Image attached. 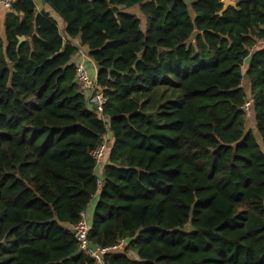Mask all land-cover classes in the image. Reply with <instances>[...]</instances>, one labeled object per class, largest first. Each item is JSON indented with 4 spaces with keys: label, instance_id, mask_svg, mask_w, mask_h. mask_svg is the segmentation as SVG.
<instances>
[{
    "label": "trees",
    "instance_id": "1",
    "mask_svg": "<svg viewBox=\"0 0 264 264\" xmlns=\"http://www.w3.org/2000/svg\"><path fill=\"white\" fill-rule=\"evenodd\" d=\"M232 1L42 0L61 32L34 0H11L0 264H93L72 227L94 197L89 244L124 242L103 264H264V46L250 49L264 0ZM82 50L96 68L89 91L75 78Z\"/></svg>",
    "mask_w": 264,
    "mask_h": 264
},
{
    "label": "built area",
    "instance_id": "2",
    "mask_svg": "<svg viewBox=\"0 0 264 264\" xmlns=\"http://www.w3.org/2000/svg\"><path fill=\"white\" fill-rule=\"evenodd\" d=\"M10 2L11 0H0V5L8 8ZM257 45L264 46V36L261 37L259 40H256L252 44L250 49L252 50ZM80 54L82 56L83 55L85 56V54L82 51L80 52ZM75 78L79 87L84 91H89L92 88H97L95 77L92 78L87 73L82 62H78L76 64ZM89 101L90 103L93 104L96 113L100 114L103 111V107L106 100L102 90H97L93 95H91ZM251 104H252L251 98H247L243 103L242 108L245 114L247 115L250 113ZM105 149H106V141L101 142L95 149H93L92 156L96 159V161H100L103 158ZM88 229L89 226H88V219L86 218V213L85 211H81L80 218L73 225L72 231L77 241V246L79 250H81L83 253L88 255L92 259L93 264H103L102 256L105 253L110 251H118L124 245L123 241H119L111 246H99V245L91 246L87 238Z\"/></svg>",
    "mask_w": 264,
    "mask_h": 264
},
{
    "label": "crops",
    "instance_id": "3",
    "mask_svg": "<svg viewBox=\"0 0 264 264\" xmlns=\"http://www.w3.org/2000/svg\"><path fill=\"white\" fill-rule=\"evenodd\" d=\"M35 5L37 10H45L47 12H49L54 19L56 20V23L58 25L59 30L62 32L63 28H64V23L62 22V20L60 19V17L46 4L43 3L42 0H34ZM7 12V8L0 5V35L3 34V19H4V15ZM71 41L73 43H77V38L71 39ZM82 52L84 53V51L82 50ZM85 54V53H84ZM78 62H82V64L84 65L87 73L94 78L95 77V72H96V68L94 63L92 62V60L85 54V56L81 55L77 58ZM249 60V57L245 58V63H247ZM248 86V82L244 81V88ZM249 90V87H248ZM96 197H94L92 199V204L88 206V208L86 209L85 213H86V218L89 219L90 214L92 212V208L94 206Z\"/></svg>",
    "mask_w": 264,
    "mask_h": 264
},
{
    "label": "rangeland",
    "instance_id": "4",
    "mask_svg": "<svg viewBox=\"0 0 264 264\" xmlns=\"http://www.w3.org/2000/svg\"><path fill=\"white\" fill-rule=\"evenodd\" d=\"M187 1H189V0H187ZM125 10H127V11H129V12H132V13H134V14H137V15L140 17V19H141V27L143 28V18H142V15H141L140 12H139L138 6H137V5H134V6H131V7H129V8H126ZM189 40L192 41V40H193V37L191 36ZM245 68H246V63H245V60H244L242 66H241V69L244 71ZM242 85L244 86V81H242ZM245 91L248 92V86L245 87ZM247 92H246V93H247ZM247 98H248V97H247ZM248 119H249V123L252 124V123H253V114H252V112H250V113L248 114ZM247 127H248V126H247ZM247 127H246V128H247ZM91 204H92V200H91V202H90L89 205H91Z\"/></svg>",
    "mask_w": 264,
    "mask_h": 264
},
{
    "label": "water",
    "instance_id": "5",
    "mask_svg": "<svg viewBox=\"0 0 264 264\" xmlns=\"http://www.w3.org/2000/svg\"><path fill=\"white\" fill-rule=\"evenodd\" d=\"M221 2L223 3V9L228 5H231V6L235 5V1H232V0H221ZM17 39H18V43H20L24 40V37L23 36H17Z\"/></svg>",
    "mask_w": 264,
    "mask_h": 264
}]
</instances>
